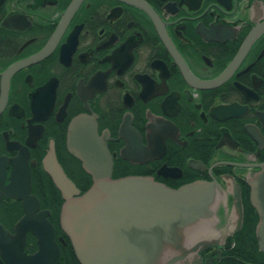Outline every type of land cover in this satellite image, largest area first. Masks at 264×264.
<instances>
[{
	"label": "flooded vegetation",
	"instance_id": "obj_1",
	"mask_svg": "<svg viewBox=\"0 0 264 264\" xmlns=\"http://www.w3.org/2000/svg\"><path fill=\"white\" fill-rule=\"evenodd\" d=\"M72 150L112 180L216 184L199 264H264V0H0V264H81Z\"/></svg>",
	"mask_w": 264,
	"mask_h": 264
},
{
	"label": "water",
	"instance_id": "obj_2",
	"mask_svg": "<svg viewBox=\"0 0 264 264\" xmlns=\"http://www.w3.org/2000/svg\"><path fill=\"white\" fill-rule=\"evenodd\" d=\"M93 178L81 195L69 181L56 179L64 194L61 226L81 264H199L191 237L214 221L222 191L195 182L170 189L149 178H110V163L98 164L100 151H71ZM256 194V192H253ZM253 205L263 216L257 238L264 245V201ZM241 219V210L234 208ZM23 232L11 237L22 240Z\"/></svg>",
	"mask_w": 264,
	"mask_h": 264
}]
</instances>
